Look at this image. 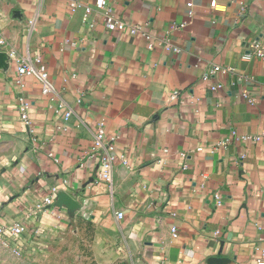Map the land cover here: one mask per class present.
<instances>
[{
	"label": "crops",
	"instance_id": "crops-1",
	"mask_svg": "<svg viewBox=\"0 0 264 264\" xmlns=\"http://www.w3.org/2000/svg\"><path fill=\"white\" fill-rule=\"evenodd\" d=\"M82 1L88 20L74 0H0V216L28 232L96 222L133 264H258L264 0H103L137 35L109 30L100 0ZM25 56L48 67L54 100L30 77L17 84ZM101 123L115 138L111 182L91 154ZM54 187L79 207L29 216Z\"/></svg>",
	"mask_w": 264,
	"mask_h": 264
},
{
	"label": "built area",
	"instance_id": "built-area-1",
	"mask_svg": "<svg viewBox=\"0 0 264 264\" xmlns=\"http://www.w3.org/2000/svg\"><path fill=\"white\" fill-rule=\"evenodd\" d=\"M75 7L85 6L82 0H74ZM216 1L212 2V5L215 6ZM96 7L100 10L104 16V23L106 27L111 31H129L133 35L139 33H144L143 29L136 24H132L129 21L121 19L114 14V11L111 7L107 6L105 1L100 0ZM93 7L90 5L85 6V20H88L90 13L92 12ZM7 44L6 39L0 34V50L4 48ZM152 46V45H151ZM150 46V47H151ZM165 47L170 49V44L165 42ZM259 47V45H257ZM245 59H250V55H246ZM230 69H225L219 65L214 67L213 72L218 71H227ZM17 84L23 88L26 87L23 78L30 77L41 84L42 93L45 96H48L52 100L55 99L57 95V87L54 81L51 78L50 72L46 64L41 60V58H32L30 56L22 57L18 60L17 65ZM222 85L213 86V89L221 88ZM251 101H253L251 99ZM29 108L30 103L25 96L21 97V102L19 110L23 121L27 124L30 123L29 118ZM72 115L71 111H67L65 114V121H68ZM115 138L108 139L107 130L104 123H101L96 137H95V146L93 147L91 154L92 157L99 155L100 157V172L99 179L107 182L112 181V173L117 161V155L115 153ZM124 164H128V161L122 159ZM61 191L57 187L51 189L50 193L43 199L41 203L31 208L29 211V216L35 214L34 212L47 213L53 207L60 208L56 205L58 194ZM216 201L218 205H221V201L216 195ZM118 217L123 218L124 213L122 211L118 212ZM28 229L25 223L23 222H10L6 217L0 216V245H3L6 248H12L16 252H19L22 247L23 237L27 234ZM39 233V232H37ZM262 258L258 259V264H264V250L262 251Z\"/></svg>",
	"mask_w": 264,
	"mask_h": 264
},
{
	"label": "rangeland",
	"instance_id": "rangeland-1",
	"mask_svg": "<svg viewBox=\"0 0 264 264\" xmlns=\"http://www.w3.org/2000/svg\"><path fill=\"white\" fill-rule=\"evenodd\" d=\"M19 252L0 245V264H133L117 249L107 229L89 220H74L32 229L23 237Z\"/></svg>",
	"mask_w": 264,
	"mask_h": 264
},
{
	"label": "water",
	"instance_id": "water-1",
	"mask_svg": "<svg viewBox=\"0 0 264 264\" xmlns=\"http://www.w3.org/2000/svg\"><path fill=\"white\" fill-rule=\"evenodd\" d=\"M9 64V56L5 51L0 50V68H7ZM56 205L62 207L67 206L70 209H76L79 207L78 202L73 199L66 192H60L57 197Z\"/></svg>",
	"mask_w": 264,
	"mask_h": 264
}]
</instances>
